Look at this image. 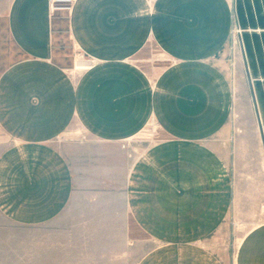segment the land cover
I'll use <instances>...</instances> for the list:
<instances>
[{
    "label": "crops",
    "instance_id": "0c3cea01",
    "mask_svg": "<svg viewBox=\"0 0 264 264\" xmlns=\"http://www.w3.org/2000/svg\"><path fill=\"white\" fill-rule=\"evenodd\" d=\"M63 16L49 0L0 14L22 56L0 75V216L40 227L94 206L151 243L135 264H222L207 238L264 214V162L233 173L222 62L238 25L264 161V0H74L70 39L92 61L75 70L59 60ZM150 44L161 58L144 68ZM151 123L159 137L140 139ZM236 264H264V220Z\"/></svg>",
    "mask_w": 264,
    "mask_h": 264
},
{
    "label": "rangeland",
    "instance_id": "374dc122",
    "mask_svg": "<svg viewBox=\"0 0 264 264\" xmlns=\"http://www.w3.org/2000/svg\"><path fill=\"white\" fill-rule=\"evenodd\" d=\"M7 1L0 0V14L4 13ZM60 12L64 16L61 19L59 60L73 70L74 62H79L81 56L70 39L67 25L69 12ZM243 56L242 29L236 25L227 54L222 60L225 72L237 88L230 122L231 143L235 152L232 158L236 161L232 163V168L236 177L247 173L257 175V172L250 170L264 162L260 128L248 81L250 77L247 75ZM21 57L20 51L9 37L5 18L1 17L0 75ZM160 58L157 48L150 44L136 60L139 65L147 68ZM139 137L143 140L157 139L159 128L151 123ZM5 140L0 130V141ZM241 152L243 155H239ZM108 215V212L100 211L94 206H84L83 209L72 206L57 221L40 227L10 224L0 216V264H135L151 243L144 235L139 234L129 220L125 221L128 232L123 235L122 221L103 218ZM263 220V213H255L250 218H230L224 221L221 232L208 237L205 244L222 264H236L244 236Z\"/></svg>",
    "mask_w": 264,
    "mask_h": 264
},
{
    "label": "built area",
    "instance_id": "2783aa9c",
    "mask_svg": "<svg viewBox=\"0 0 264 264\" xmlns=\"http://www.w3.org/2000/svg\"><path fill=\"white\" fill-rule=\"evenodd\" d=\"M49 1H50V11L52 14H54L55 12H58V11L70 12L72 9V4L74 2V0H49ZM78 60L79 61H82V60L86 61L89 64L87 68H89L91 66L92 61L89 59H86L84 56H81V58H79ZM76 61L74 62L73 70H75ZM125 146L126 145H123V147H125Z\"/></svg>",
    "mask_w": 264,
    "mask_h": 264
},
{
    "label": "bare ground",
    "instance_id": "6f19581e",
    "mask_svg": "<svg viewBox=\"0 0 264 264\" xmlns=\"http://www.w3.org/2000/svg\"><path fill=\"white\" fill-rule=\"evenodd\" d=\"M88 63L86 62V61H83V62H76V64H75V68L76 69H80V68H85L86 66L88 67ZM86 67V68H87Z\"/></svg>",
    "mask_w": 264,
    "mask_h": 264
},
{
    "label": "water",
    "instance_id": "95a60500",
    "mask_svg": "<svg viewBox=\"0 0 264 264\" xmlns=\"http://www.w3.org/2000/svg\"><path fill=\"white\" fill-rule=\"evenodd\" d=\"M258 124H259V128H260V133H261V135L263 134V129H262V126H261V124H260V122L258 121Z\"/></svg>",
    "mask_w": 264,
    "mask_h": 264
}]
</instances>
